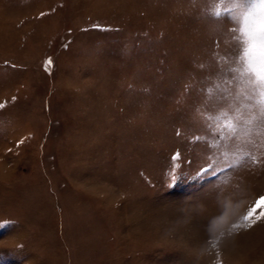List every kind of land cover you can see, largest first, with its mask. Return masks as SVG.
<instances>
[{"label":"rangeland","instance_id":"1","mask_svg":"<svg viewBox=\"0 0 264 264\" xmlns=\"http://www.w3.org/2000/svg\"><path fill=\"white\" fill-rule=\"evenodd\" d=\"M262 30L260 0H0V264H264Z\"/></svg>","mask_w":264,"mask_h":264},{"label":"snow or ice","instance_id":"2","mask_svg":"<svg viewBox=\"0 0 264 264\" xmlns=\"http://www.w3.org/2000/svg\"><path fill=\"white\" fill-rule=\"evenodd\" d=\"M255 2V0H254ZM260 4L262 6H264V0H260ZM43 15V14H41ZM91 30H96L99 32H111V31H119V29H112L111 27L108 26H103V25H99V24H94L91 26V29H84V31H91ZM65 48L68 47V45L66 44L64 46ZM260 58L262 63H264V30H262V34H261V51H260ZM48 64H52L51 59L49 58V60L47 61ZM0 107H3V105H0ZM22 143V141H21ZM7 223V222H5ZM4 227V224H0V228Z\"/></svg>","mask_w":264,"mask_h":264},{"label":"bare ground","instance_id":"3","mask_svg":"<svg viewBox=\"0 0 264 264\" xmlns=\"http://www.w3.org/2000/svg\"><path fill=\"white\" fill-rule=\"evenodd\" d=\"M65 178V177H64ZM63 180V179H62ZM63 182V181H62ZM59 184V183H58ZM67 187V186H66Z\"/></svg>","mask_w":264,"mask_h":264}]
</instances>
